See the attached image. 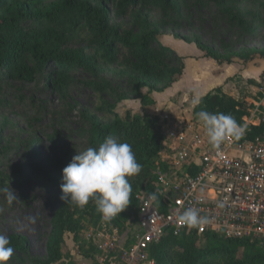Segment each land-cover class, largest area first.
Returning <instances> with one entry per match:
<instances>
[{
    "label": "trees",
    "instance_id": "trees-1",
    "mask_svg": "<svg viewBox=\"0 0 264 264\" xmlns=\"http://www.w3.org/2000/svg\"><path fill=\"white\" fill-rule=\"evenodd\" d=\"M196 1L199 0H0V69L12 78L30 80L47 63L54 62L56 70L47 76L46 83L54 90L66 93L74 82L76 70L100 78L114 68L132 84L128 92H115L118 95L115 101L135 98L143 106H152L156 103L152 93L164 92L171 87L183 74L185 61L182 55L158 40L160 31L143 7L147 10L158 9L166 14L179 13L182 7L188 8V4L193 5ZM94 2L95 5L92 4ZM109 3L115 6L119 14L135 15L136 32L126 31L112 22ZM219 6L226 16L220 26L224 23L225 28L229 32H236L240 39L254 38L264 29L263 15L247 19L246 14L236 12L230 5L220 3ZM27 21H35L37 27L25 29L23 24ZM60 26L63 32L58 30ZM84 29L90 34L89 45L78 50H64L62 46L66 31ZM181 38L186 43H194L206 57L215 59L219 64L232 63L234 58L248 62L255 55L264 57V46L236 48L225 44L224 51L220 52L200 36ZM31 62L35 64L31 65ZM261 78L264 80V71ZM249 81L260 84L255 79ZM92 85L98 88L100 94L107 90L105 85ZM144 88L148 91L144 92ZM200 101L193 108L194 119H197L196 113L204 109L210 113L230 114L238 125H244L243 117L247 113L244 98L225 93L221 85L202 95ZM86 117L89 123V147L98 148L109 134L118 136L120 142L131 145L137 162L142 166L139 174L127 177L132 187L130 204L112 218L116 225L123 228L131 218L132 211L136 213V193L140 189L150 190L153 186V166L164 138L159 118L150 114H132L130 111L124 117L112 112L105 122L96 114ZM263 135L264 123L253 125L248 132L249 138ZM16 178L13 176L12 179ZM13 180L5 181L0 172V181L5 185ZM59 180L63 182L62 176ZM86 217H90L96 225L102 219L91 199L84 208L61 200L53 217L47 256L39 264H56L62 260V245L67 232L74 235L85 258L96 259V246L91 240L83 242L80 235ZM8 238L14 250H26L25 237L11 234ZM151 254L157 264H264V249L256 243L217 232L201 235L167 232L158 243L152 245Z\"/></svg>",
    "mask_w": 264,
    "mask_h": 264
},
{
    "label": "rangeland",
    "instance_id": "rangeland-1",
    "mask_svg": "<svg viewBox=\"0 0 264 264\" xmlns=\"http://www.w3.org/2000/svg\"><path fill=\"white\" fill-rule=\"evenodd\" d=\"M220 3L246 14L247 19L259 14L264 16V0H199L193 5L188 4V8L182 7L179 13L167 14L158 9L147 10L143 7V11L147 12L160 31L158 40L184 57L186 75L183 72L184 77L179 76L174 82L179 84L177 82L180 81L184 86L169 99L174 103L170 111L176 114L181 112L184 116H190L194 106L193 97L220 84L231 70L223 68L221 72V68L210 61L213 58L205 57L203 52H198L200 50L194 43H186L181 37L200 36L205 43L220 52L224 51L225 44L236 48L264 46V29L254 38L240 39L236 32H229L224 23L220 26L226 17L220 9ZM92 4L95 5V2ZM109 10L114 24L126 31H137L135 15L119 14L112 3H109ZM23 27L27 30L35 29L37 23L27 21ZM58 30L64 31L61 26ZM89 38L87 29L66 31L62 47L64 50L86 48ZM259 60L264 63V57L258 55L248 62L234 58L232 63L254 68ZM34 64L31 62V65ZM227 64L224 62L220 65ZM55 70L56 64L50 62L35 77L25 80L12 78L0 69V172L5 181H11L13 176H17L6 185L0 181V189L8 188L17 197L10 205L7 193L0 191V234L7 237L18 234L27 240L26 250H14L8 264H39L46 258L53 217L61 202L59 179L65 165L71 162L78 151L90 146L86 115L96 114L104 122L109 120L112 112L122 117L127 111L153 115L158 103L156 101L152 106H143L135 98L116 102L117 94L130 91L132 84L114 68L103 73L100 78L76 70L72 86L66 93H61L46 83L47 76ZM235 78L230 81L236 85L242 84V79ZM239 81L241 83L238 84ZM93 83L105 85L107 90L100 94ZM143 91L147 92L148 89L144 88ZM113 104L115 106L110 108ZM181 104H184L183 110L179 108ZM134 213L132 211L131 217ZM83 225L81 239L88 242V234L96 224L91 222L90 217H86ZM62 253V260L56 264H96L95 257L85 258L81 254L71 232L64 236Z\"/></svg>",
    "mask_w": 264,
    "mask_h": 264
},
{
    "label": "built area",
    "instance_id": "built-area-1",
    "mask_svg": "<svg viewBox=\"0 0 264 264\" xmlns=\"http://www.w3.org/2000/svg\"><path fill=\"white\" fill-rule=\"evenodd\" d=\"M257 92L239 125L240 137H230L216 149L197 119L155 107L164 138L153 166V186L136 193V213L125 227L101 219L89 232L98 264H157L151 247L167 232H217L247 238L264 249V135L248 137L253 125L264 123V80ZM153 192L155 200L150 199ZM189 207L199 209L210 223L178 226V215Z\"/></svg>",
    "mask_w": 264,
    "mask_h": 264
},
{
    "label": "clouds",
    "instance_id": "clouds-1",
    "mask_svg": "<svg viewBox=\"0 0 264 264\" xmlns=\"http://www.w3.org/2000/svg\"><path fill=\"white\" fill-rule=\"evenodd\" d=\"M200 102L198 96L193 97V104L198 105ZM196 117L202 124L208 143L213 149L218 148L230 137L239 138L243 132V128L230 114L210 113L202 109L196 113ZM141 168L131 145L120 142L118 136L109 134L98 148L89 147L78 151L64 167L60 199L80 208H84L91 199L101 218L111 220L130 204L132 187L127 177L139 174ZM0 191L7 193L10 205L17 198L8 188ZM156 198L157 195L153 192L150 199ZM177 223L178 226H187L191 229L206 225L210 220L207 216H202L199 209L189 207L178 215ZM13 253L10 239L0 234V264H8Z\"/></svg>",
    "mask_w": 264,
    "mask_h": 264
},
{
    "label": "crops",
    "instance_id": "crops-1",
    "mask_svg": "<svg viewBox=\"0 0 264 264\" xmlns=\"http://www.w3.org/2000/svg\"><path fill=\"white\" fill-rule=\"evenodd\" d=\"M195 51H197V50H195ZM198 52H203V51L200 50ZM208 58H210V57H208ZM210 61L215 62L216 65H218L221 68V72H222L223 68H231V70L229 71L230 73L225 74V76L223 77V80L221 81V83L217 84V85L215 84L216 86L212 87L211 89L221 85L222 88H223V91L225 93H227L229 95H232V96H234L236 98H242V99L244 98L246 105L252 104V102L257 99V97L259 95L258 92H257V89H258V86L260 84L250 83L249 80L250 79H255L258 83H260L263 80L261 78V74L264 71V63L260 62V60H259L258 65H254L253 66L254 68H251V67H248V66H246L244 64H238V63H229L227 65H220L215 59L214 60L211 59ZM184 70H185L184 73L186 75L187 68L185 67ZM184 73L181 76L184 77ZM235 77L236 78L239 77L240 79H242L243 80V81H241L242 84L236 85V83L230 81L232 78H235ZM241 82L239 81L238 84L241 83ZM175 83H173L174 85H172L171 87L166 89L165 92H163V93L162 92H154L152 94L153 98L155 99V101H158L156 106L163 107V108L169 109V110H170V107H174V103L169 101L170 96H172L175 93H178L179 91H181L180 89L184 86L183 85L184 83L180 84V81L177 82L179 84H175ZM209 85H213V84H209ZM209 85H207V86H209ZM232 86H233L234 89H232ZM208 91L200 93L197 96L200 98L202 95H204ZM183 105L184 104H181V106H179V108L182 109ZM195 105L196 104H194V106ZM194 106H193V108H194ZM173 113H175V112H173ZM174 115L177 116V117L193 118V109H192V113H191L190 116H184V114L181 113V112L179 114L175 113Z\"/></svg>",
    "mask_w": 264,
    "mask_h": 264
}]
</instances>
